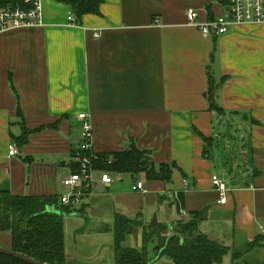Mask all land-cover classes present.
Masks as SVG:
<instances>
[{
	"label": "crops",
	"instance_id": "0c3cea01",
	"mask_svg": "<svg viewBox=\"0 0 264 264\" xmlns=\"http://www.w3.org/2000/svg\"><path fill=\"white\" fill-rule=\"evenodd\" d=\"M102 1L100 15L73 24L70 6L44 0L42 27L0 35V190L59 200L82 142L78 116L89 114L96 155L135 144L150 151L155 164L175 169L166 183L143 173H112L108 186L97 182L94 195L66 213L64 228L76 221L70 234L65 228L67 264H117L118 215L139 224L126 238L136 236L137 248H128L141 251L146 230L168 226L162 235L168 237L173 223L196 213L199 221L205 215L212 221L207 232L199 223L201 232L213 231L228 249L222 264L263 262L264 23L209 38L188 22L189 9L206 23L224 13L222 0ZM209 66L217 81L224 79L218 105L225 115L209 108ZM25 129L33 131L28 144L10 157V145ZM228 129L244 141L229 164L231 187L226 184L227 200L220 204L212 180L220 161L215 135L222 138ZM138 181L147 193L134 192ZM0 246L12 248L11 232L0 230ZM160 250L155 235L147 246L149 264L163 258Z\"/></svg>",
	"mask_w": 264,
	"mask_h": 264
},
{
	"label": "trees",
	"instance_id": "16d2710c",
	"mask_svg": "<svg viewBox=\"0 0 264 264\" xmlns=\"http://www.w3.org/2000/svg\"><path fill=\"white\" fill-rule=\"evenodd\" d=\"M57 1L71 7L75 22H79L89 14L100 15V6L103 3L102 0ZM24 2L25 0H0V7L9 4H24ZM211 68L212 66L208 68V89L206 91L209 108L219 115H225V109L218 105V92L224 79L217 81ZM18 112L20 114L21 108ZM52 127L55 128L56 125ZM31 134L33 131L25 129L20 137L15 138L19 149L28 144ZM212 139L205 138V142L210 144ZM93 162L95 169L100 171L131 176L143 173L148 181L156 180L165 183L172 180L175 169L173 164H155L151 152L141 150L135 144H131L122 152L98 155ZM51 207H54L57 212H49L48 209ZM66 213H69V210L59 205L57 197H19L9 191L0 190V230L11 232V249L16 254L38 263L67 264L64 228ZM199 219L200 214L196 213L191 220L173 223L171 229L174 233L168 237L162 236L170 231L168 226H153L152 233L148 230L144 233V248L137 251L124 245L127 234L139 227V224L137 225L125 216H116L113 241L117 264H149L147 246L155 235L158 236L160 254L167 260L169 259L172 264H222L228 249L219 242L210 241L208 235L201 232ZM0 264L28 263L0 254Z\"/></svg>",
	"mask_w": 264,
	"mask_h": 264
},
{
	"label": "built area",
	"instance_id": "2783aa9c",
	"mask_svg": "<svg viewBox=\"0 0 264 264\" xmlns=\"http://www.w3.org/2000/svg\"><path fill=\"white\" fill-rule=\"evenodd\" d=\"M225 7L223 14L206 23L197 21L198 13L189 9L188 22L198 28L204 37L219 38L220 35L229 33L237 25L264 23V0H222ZM43 2L44 0H25L24 4L6 5L0 7V35L17 29H31L43 26ZM69 21L75 24V17H69ZM97 33L96 37H100ZM82 134L81 143L73 155L75 170L62 180L64 193L59 197V205L74 211L85 202L88 197L94 195L96 183L106 186L113 181L112 173L95 169L94 160L98 158L93 152V127L89 114H79ZM19 155L17 144L9 147V156ZM214 187L221 195L220 204L227 200V185L218 176L212 177ZM185 183L188 185V181ZM134 192L147 193L143 181H138L134 186Z\"/></svg>",
	"mask_w": 264,
	"mask_h": 264
},
{
	"label": "rangeland",
	"instance_id": "374dc122",
	"mask_svg": "<svg viewBox=\"0 0 264 264\" xmlns=\"http://www.w3.org/2000/svg\"><path fill=\"white\" fill-rule=\"evenodd\" d=\"M226 129H227V127H226ZM228 131L232 133V131L230 129H228ZM240 131H242V130H240ZM229 132L227 134V130H226V136L223 135L222 138L219 135H215V137L216 136L218 137L216 139L218 141L217 142L218 145H217L215 151L217 153H219V156H220V161L218 160V162H217V166L219 168L218 176L222 180H225L228 187H231V181L232 180L230 177H231L232 173L230 172L229 164L233 163L234 158L237 159V157H239L238 156L239 154L236 150L238 148V145L241 144V140L244 141V138L242 136H240L239 133L238 134L232 133V134H230V137H229ZM231 136L233 137V139ZM245 141H246V139H245ZM228 144H230V146H232V145L234 146L233 150H231L230 146L228 147ZM213 155H215V154L213 153ZM215 158L217 160V157H215ZM238 164L241 165L240 163H238ZM243 168H244V165L242 167L235 168V173L242 172ZM232 171H234V168H232ZM236 179H237V177L233 176V180L236 181ZM154 219H155V215H153L152 220L148 223L151 224L154 221ZM69 221L71 223L70 225L67 222L65 223V228H67L68 234L71 233V229L74 228V223L76 222L75 220H72V219ZM210 221L209 222H208V220L199 221L200 224H204L203 225V227L205 228L204 232H207L208 229L211 228L212 224H210ZM211 223H212V221H211ZM210 233H211V231L208 232V234H210ZM125 241L126 242H125L124 246L134 247V248H137L138 242H139V240H137V237L134 235H129ZM166 263H167V260L165 257H163L161 260L157 261L155 264H166Z\"/></svg>",
	"mask_w": 264,
	"mask_h": 264
},
{
	"label": "water",
	"instance_id": "95a60500",
	"mask_svg": "<svg viewBox=\"0 0 264 264\" xmlns=\"http://www.w3.org/2000/svg\"><path fill=\"white\" fill-rule=\"evenodd\" d=\"M48 211L49 212H51V211L57 212L54 207L49 208ZM205 219H207V215H205L204 217L201 218V220H205ZM208 238L212 242H218V238H216V234L213 231H211V233L208 235ZM0 254L4 255V256H8V257L12 256V257H14L16 259H19V260H21L23 262H26L28 264H42V263H40V262L38 263V262H36V261H34V260L30 259V258L22 257V256L16 254L12 249L8 250V249L3 248L1 246H0ZM259 264H264V261L259 263Z\"/></svg>",
	"mask_w": 264,
	"mask_h": 264
}]
</instances>
